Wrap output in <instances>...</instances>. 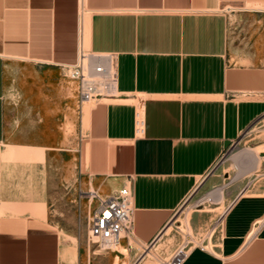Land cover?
I'll return each mask as SVG.
<instances>
[{
	"label": "crops",
	"instance_id": "1",
	"mask_svg": "<svg viewBox=\"0 0 264 264\" xmlns=\"http://www.w3.org/2000/svg\"><path fill=\"white\" fill-rule=\"evenodd\" d=\"M249 2L264 4L0 0V148L6 151L0 159L13 157L7 153L14 149L13 122H21L8 100L15 67L54 68L63 77V66L81 52L116 54L117 92L99 98L83 119L85 169L91 190L102 196L131 186L134 221L117 244L127 252L112 248L94 264L138 261L195 192L206 194L224 183L213 171L226 143L264 116V57L259 63L254 54L241 60L229 53L225 8L264 15L245 9ZM138 109L142 133L136 131ZM15 170L0 165V264H82L81 251L63 245L52 220L27 212L36 200L14 197L24 189L14 185ZM253 184L257 194H241L225 210L219 230L194 242L183 264H264V177ZM208 221L197 214L193 226Z\"/></svg>",
	"mask_w": 264,
	"mask_h": 264
},
{
	"label": "rangeland",
	"instance_id": "2",
	"mask_svg": "<svg viewBox=\"0 0 264 264\" xmlns=\"http://www.w3.org/2000/svg\"><path fill=\"white\" fill-rule=\"evenodd\" d=\"M245 9L262 11L264 4L249 2ZM225 12L229 17V53L241 60L254 54L262 63L264 15H252L230 6L225 8ZM10 75L12 88L9 89L8 100L15 106L21 122H13L12 138L15 142L10 147L14 149L7 152L13 157L0 159V165L13 167L18 173L14 177V185L24 189H16L14 197L29 194L31 201L34 199L37 202L29 203L31 207L27 212L52 220L61 231L63 245L79 249L82 264H94L99 253L107 254L112 248L117 249L116 245L108 249L103 242L104 248L102 241L89 233V212L96 199L90 201L89 196L94 184H91L85 169L83 119L88 108L98 99L81 101L76 83L65 75L60 77L54 68L42 71L22 65L15 67ZM21 144L24 146L21 147ZM248 149L259 153L261 159L258 165L247 153ZM4 152L2 149L1 153ZM213 173L219 174L224 183L211 191L216 194L221 187L225 198L196 205V199L207 190L195 192L167 224L171 226L170 231L157 242L155 249L152 245L148 246L151 253L146 254L148 248H145L134 264H143L147 260L151 261L150 264H164L174 246L185 239L203 243L222 226L220 223L225 218V210L235 194L241 189L243 198L257 194L253 183L264 177V116L227 147ZM40 200L42 203L38 202ZM197 214L207 215L209 221L195 229L193 217ZM207 244L209 249L214 250L215 243L207 240Z\"/></svg>",
	"mask_w": 264,
	"mask_h": 264
},
{
	"label": "built area",
	"instance_id": "3",
	"mask_svg": "<svg viewBox=\"0 0 264 264\" xmlns=\"http://www.w3.org/2000/svg\"><path fill=\"white\" fill-rule=\"evenodd\" d=\"M63 72L66 77L77 83L78 96L83 102L108 97L117 92L118 73L116 54L113 52H81L75 63L63 66ZM135 124L137 133H142L144 117L139 109L135 113ZM241 192L227 209L236 202ZM89 196L90 201L96 199L90 210L89 233L93 238L104 242L106 248H112L132 228L135 211L134 192L130 185H124L107 196H102L97 190H90ZM214 201L213 191H210L199 196L196 205ZM193 243L192 239L183 240L174 252L164 259V264H183L190 254Z\"/></svg>",
	"mask_w": 264,
	"mask_h": 264
},
{
	"label": "bare ground",
	"instance_id": "4",
	"mask_svg": "<svg viewBox=\"0 0 264 264\" xmlns=\"http://www.w3.org/2000/svg\"><path fill=\"white\" fill-rule=\"evenodd\" d=\"M261 5V4H260ZM251 8H261L260 6H251ZM259 10H261V9H259ZM264 10V9H263ZM1 152H2V149L0 148V154H1ZM247 153H250L252 156H253V158H254V163H255V165H258L259 164V162H260V157L258 156V154L259 153H257V151L256 150H253L252 152H251V150H247ZM215 196H214V199L218 202V201H222L224 198H225V194H224V192H223V189H219L218 190V192L216 193V194H214ZM18 208V207H17ZM7 211V210H6ZM5 211V212H6ZM0 213H2V214H5L4 212H3V210L2 209H0ZM189 221V220H188ZM170 228H171V226H169V227H167L164 231H163V234L161 235V236H159V238L157 239V240H160L162 237H163V235L165 234V233H167V232H169L170 231ZM156 242L154 243V244H152V249H155V246H156ZM102 246L104 247V245H103V242H102ZM117 246V249L116 250H118V249H120V250H122V251H124V252H127V248L125 247V246H123V245H121V244H119V245H116ZM105 248V247H104ZM146 248H148V247H146ZM151 248H148V251L147 250H145V253L146 254H150L151 253V250H150ZM74 257H75V253H74ZM151 263V261L150 260H147V261H145L143 264H150Z\"/></svg>",
	"mask_w": 264,
	"mask_h": 264
},
{
	"label": "water",
	"instance_id": "5",
	"mask_svg": "<svg viewBox=\"0 0 264 264\" xmlns=\"http://www.w3.org/2000/svg\"><path fill=\"white\" fill-rule=\"evenodd\" d=\"M229 145H230V142H227V143H226V147H228Z\"/></svg>",
	"mask_w": 264,
	"mask_h": 264
}]
</instances>
